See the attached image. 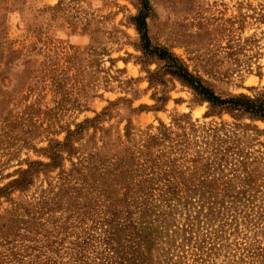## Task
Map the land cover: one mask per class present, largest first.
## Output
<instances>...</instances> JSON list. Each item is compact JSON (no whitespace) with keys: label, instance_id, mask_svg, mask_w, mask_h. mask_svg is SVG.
<instances>
[{"label":"rangeland","instance_id":"obj_1","mask_svg":"<svg viewBox=\"0 0 264 264\" xmlns=\"http://www.w3.org/2000/svg\"><path fill=\"white\" fill-rule=\"evenodd\" d=\"M146 2L150 50L264 99V0ZM140 12L0 0V264H264V120L146 54Z\"/></svg>","mask_w":264,"mask_h":264},{"label":"trees","instance_id":"obj_2","mask_svg":"<svg viewBox=\"0 0 264 264\" xmlns=\"http://www.w3.org/2000/svg\"><path fill=\"white\" fill-rule=\"evenodd\" d=\"M141 5V12L134 20L136 29L138 31L142 49L148 55H154L158 59L168 63L166 70L179 79L183 84L188 86L196 97L201 101H206L214 108H226L231 110H238L249 114L253 118L264 120V99L249 98L247 96H240L223 100L216 97L212 92L203 87L185 68H183L174 56L167 54L163 50H150V45L146 36L145 29V14L148 10L146 0H138ZM154 137V136H152Z\"/></svg>","mask_w":264,"mask_h":264}]
</instances>
